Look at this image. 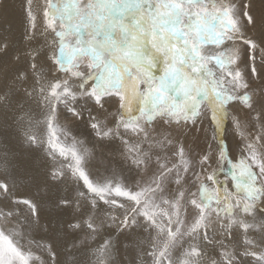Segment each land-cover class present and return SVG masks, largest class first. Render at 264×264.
Returning a JSON list of instances; mask_svg holds the SVG:
<instances>
[{
  "label": "snow or ice",
  "instance_id": "obj_1",
  "mask_svg": "<svg viewBox=\"0 0 264 264\" xmlns=\"http://www.w3.org/2000/svg\"><path fill=\"white\" fill-rule=\"evenodd\" d=\"M0 264H264V0H0Z\"/></svg>",
  "mask_w": 264,
  "mask_h": 264
},
{
  "label": "rangeland",
  "instance_id": "obj_2",
  "mask_svg": "<svg viewBox=\"0 0 264 264\" xmlns=\"http://www.w3.org/2000/svg\"><path fill=\"white\" fill-rule=\"evenodd\" d=\"M230 169H226V171H229ZM221 179H223V177H221Z\"/></svg>",
  "mask_w": 264,
  "mask_h": 264
},
{
  "label": "bare ground",
  "instance_id": "obj_3",
  "mask_svg": "<svg viewBox=\"0 0 264 264\" xmlns=\"http://www.w3.org/2000/svg\"><path fill=\"white\" fill-rule=\"evenodd\" d=\"M17 7H18V5H17ZM229 169H230V166H229Z\"/></svg>",
  "mask_w": 264,
  "mask_h": 264
}]
</instances>
